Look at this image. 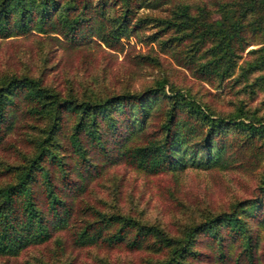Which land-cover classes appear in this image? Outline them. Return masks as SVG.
I'll use <instances>...</instances> for the list:
<instances>
[{"label": "trees", "instance_id": "trees-1", "mask_svg": "<svg viewBox=\"0 0 264 264\" xmlns=\"http://www.w3.org/2000/svg\"><path fill=\"white\" fill-rule=\"evenodd\" d=\"M142 8L167 13L150 16ZM152 24L159 30L150 38L164 47L188 40L190 57L211 53L198 70L211 83L232 75L247 46L261 43L247 51L252 56L235 79L253 75L249 91L264 88V0H0V39L46 34L67 49L122 50L123 38ZM55 55L47 49L48 58ZM166 82L96 95L50 86L43 73L0 75V151L23 153L16 162L0 161V256L64 230L76 247L159 254L149 264H264V236L255 227L264 229V175L256 195L207 210L175 233L132 215L130 206L119 208L120 183L102 204L94 200L96 183L119 166L176 178L188 166L264 158V96L253 111L242 102L220 113L189 92L165 90Z\"/></svg>", "mask_w": 264, "mask_h": 264}, {"label": "rangeland", "instance_id": "rangeland-1", "mask_svg": "<svg viewBox=\"0 0 264 264\" xmlns=\"http://www.w3.org/2000/svg\"><path fill=\"white\" fill-rule=\"evenodd\" d=\"M141 11L150 16L167 13L160 8H142ZM155 30L159 27L152 24L123 38L122 50L96 44L67 49L46 34L0 39V75L9 71L43 73V79L50 86H72L78 94L87 90L96 95L140 91L163 80L167 81L165 90L173 86L189 92L214 112L233 111L242 102L244 108L252 111L259 105L264 88L252 86L254 91H249L251 86H247V80H252L253 75L250 79L247 76L235 78L239 65L252 56L247 51L261 43L247 46L232 75L220 82L213 79L211 83L198 71L199 66L212 59L211 53H203L202 49L190 57L194 51L189 48L188 40L174 41L164 47L160 41L150 38ZM169 33L163 37H168ZM50 47L56 50L51 59L47 57ZM261 106L259 112L264 113V105ZM19 142L21 147L23 143L20 139ZM22 156L23 153L16 150L13 153L0 151V161L16 162ZM238 158L243 162L245 153H240ZM263 175L264 158L253 163H239L231 158L228 165L221 168L188 166L178 171L176 178L169 172L152 175L119 166L96 183L101 201L94 200L102 204L112 185L120 183V194L115 199L119 208L130 206L132 215L149 223L156 221L175 233L207 210L228 208L235 200L256 195L260 192L258 185ZM255 227L263 237L264 229L257 222ZM157 256L159 254L147 249L128 250L124 245L76 247L62 230L50 241L31 245L18 255L0 256V264H149Z\"/></svg>", "mask_w": 264, "mask_h": 264}]
</instances>
